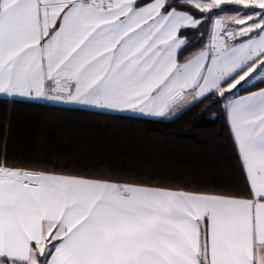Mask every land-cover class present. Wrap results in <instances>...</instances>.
<instances>
[{"label": "snow or ice", "instance_id": "snow-or-ice-1", "mask_svg": "<svg viewBox=\"0 0 264 264\" xmlns=\"http://www.w3.org/2000/svg\"><path fill=\"white\" fill-rule=\"evenodd\" d=\"M0 100L145 122L219 107L238 182L190 188L0 153V264H264V0H0Z\"/></svg>", "mask_w": 264, "mask_h": 264}, {"label": "trees", "instance_id": "trees-1", "mask_svg": "<svg viewBox=\"0 0 264 264\" xmlns=\"http://www.w3.org/2000/svg\"><path fill=\"white\" fill-rule=\"evenodd\" d=\"M199 104L171 120L145 122L43 103L0 100V153L80 174L113 173L139 183L190 188L238 182L219 107Z\"/></svg>", "mask_w": 264, "mask_h": 264}, {"label": "crops", "instance_id": "crops-1", "mask_svg": "<svg viewBox=\"0 0 264 264\" xmlns=\"http://www.w3.org/2000/svg\"><path fill=\"white\" fill-rule=\"evenodd\" d=\"M39 103H43V104H47V105H53V104H49V103H46V102H39ZM54 106H60V107H69V106H65V105H54Z\"/></svg>", "mask_w": 264, "mask_h": 264}]
</instances>
